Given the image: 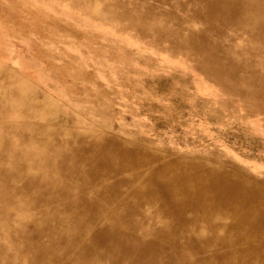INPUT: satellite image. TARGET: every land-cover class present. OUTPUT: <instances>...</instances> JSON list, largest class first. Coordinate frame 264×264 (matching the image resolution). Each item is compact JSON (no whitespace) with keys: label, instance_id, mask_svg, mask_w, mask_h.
<instances>
[{"label":"bare ground","instance_id":"1","mask_svg":"<svg viewBox=\"0 0 264 264\" xmlns=\"http://www.w3.org/2000/svg\"><path fill=\"white\" fill-rule=\"evenodd\" d=\"M149 1L162 7L152 11L132 1L127 8L106 5L105 12L109 19L126 21L134 33H156L186 50L209 78L226 70L223 60L229 57L248 75H233L244 82L235 93L246 116L264 110V0H186L194 4L189 17L206 30L185 28L191 22L169 16L165 9H182L184 0ZM233 32L253 45H234ZM210 33H230L231 41ZM4 73L0 119L14 112L19 116L10 125L0 122L6 129L0 133V230L6 227L11 241L19 236L24 241L12 243L11 253L0 244V264H49L56 251L55 264L68 259L71 264H264L261 171L253 173L214 153L173 158L132 145L103 147L97 138L86 141L85 134L70 141L50 124L28 121L54 118L43 103L33 101L26 108L27 100L8 85ZM14 141L17 145L9 148ZM89 171L95 176L86 177ZM16 213H29L31 219ZM102 213L109 218L98 228ZM12 217L20 227H9ZM34 233H41L46 248H36L21 262Z\"/></svg>","mask_w":264,"mask_h":264},{"label":"rangeland","instance_id":"2","mask_svg":"<svg viewBox=\"0 0 264 264\" xmlns=\"http://www.w3.org/2000/svg\"><path fill=\"white\" fill-rule=\"evenodd\" d=\"M79 1L0 0V73L4 70L8 85L27 100L26 108L33 101L43 103L49 108L48 117L54 118L28 121L56 127L70 141L77 134H85L88 142L97 138L103 147L132 145L173 158L193 152L223 155L253 173L261 171L259 176L264 178V110L246 116L235 93L244 82L233 75L247 77L245 72L225 57L226 70L209 78L197 70L198 64L185 49L158 39L156 33H134L126 21L109 19L105 12L106 5L127 8L132 1L157 11L160 1ZM183 4L182 9L172 5L165 10L174 19L191 22L185 28L206 30L189 17L194 4L186 0ZM210 34L221 42L231 41L230 33ZM232 35L234 45H253L242 33ZM18 116L11 113L0 122L10 125ZM5 130L0 128V133ZM9 138L13 141L14 136ZM16 145L14 141L9 148ZM204 162L211 164L209 159ZM95 174L89 171L86 177ZM28 214L16 213L31 219ZM108 218L102 213L96 227L102 228ZM20 225L15 217L10 219L12 229ZM41 237L34 233L23 248L21 262L36 248H46ZM23 241L21 236L11 241L2 226L0 244L10 253L12 243ZM52 257L49 264H55L58 252ZM66 263L71 264L69 259Z\"/></svg>","mask_w":264,"mask_h":264}]
</instances>
